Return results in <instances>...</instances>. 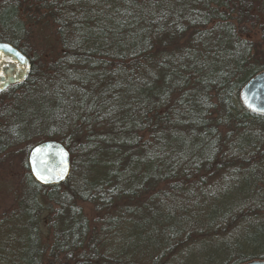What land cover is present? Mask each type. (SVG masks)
Segmentation results:
<instances>
[{
    "label": "trees",
    "instance_id": "16d2710c",
    "mask_svg": "<svg viewBox=\"0 0 264 264\" xmlns=\"http://www.w3.org/2000/svg\"><path fill=\"white\" fill-rule=\"evenodd\" d=\"M38 1L62 54L6 92L0 157L57 141L71 173L43 187L26 160L0 264L264 261V117L239 99L264 71L243 12L264 0ZM25 7L0 2V42L28 57Z\"/></svg>",
    "mask_w": 264,
    "mask_h": 264
},
{
    "label": "rangeland",
    "instance_id": "374dc122",
    "mask_svg": "<svg viewBox=\"0 0 264 264\" xmlns=\"http://www.w3.org/2000/svg\"><path fill=\"white\" fill-rule=\"evenodd\" d=\"M23 1L26 3L25 21L30 33L27 41H25V50L28 53V57L34 61L38 71L47 74L50 65L53 66L62 54L60 41L56 34L57 27L48 17L49 11L43 9L42 3L38 0ZM261 4H258L250 14L243 12V22L247 21L243 24V28L244 31H248L245 36L264 49V8ZM244 10L246 11L247 9ZM233 17L236 18L237 15ZM17 93L19 94V92ZM12 96L13 93L7 94L5 92L0 97V118L1 114L3 115L2 110L10 102L9 98ZM3 118V120L0 119L2 125L0 128L5 125V116ZM27 141L29 140L23 139V142H20L21 144L19 142L15 143L7 154L0 157V220L2 218H10L15 213L17 199H19L21 193L20 184L26 175L24 165L27 160ZM78 206L89 221L91 229L97 227L101 216L96 213L94 206L89 203H79ZM42 229L43 238H46L48 242L50 238L48 235L50 234L49 230L47 226ZM205 240L207 241L206 237ZM4 256L14 262L7 252Z\"/></svg>",
    "mask_w": 264,
    "mask_h": 264
},
{
    "label": "water",
    "instance_id": "95a60500",
    "mask_svg": "<svg viewBox=\"0 0 264 264\" xmlns=\"http://www.w3.org/2000/svg\"><path fill=\"white\" fill-rule=\"evenodd\" d=\"M31 61L8 43L0 42V94L10 87L23 83L30 74ZM240 102L250 113L264 116V72L253 77L240 91ZM29 172L43 187L64 184L71 173V156L57 141H44L35 145L27 158ZM40 173L46 178L38 177ZM245 264H264L255 260Z\"/></svg>",
    "mask_w": 264,
    "mask_h": 264
},
{
    "label": "snow or ice",
    "instance_id": "6c2138e0",
    "mask_svg": "<svg viewBox=\"0 0 264 264\" xmlns=\"http://www.w3.org/2000/svg\"><path fill=\"white\" fill-rule=\"evenodd\" d=\"M38 177L42 180H46V178L44 176H42L39 172L37 173Z\"/></svg>",
    "mask_w": 264,
    "mask_h": 264
}]
</instances>
